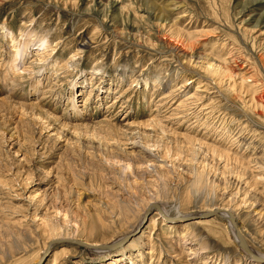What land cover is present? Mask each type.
I'll return each instance as SVG.
<instances>
[{"label":"rangeland","instance_id":"1","mask_svg":"<svg viewBox=\"0 0 264 264\" xmlns=\"http://www.w3.org/2000/svg\"><path fill=\"white\" fill-rule=\"evenodd\" d=\"M114 1L0 0V264H264V0Z\"/></svg>","mask_w":264,"mask_h":264},{"label":"bare ground","instance_id":"2","mask_svg":"<svg viewBox=\"0 0 264 264\" xmlns=\"http://www.w3.org/2000/svg\"><path fill=\"white\" fill-rule=\"evenodd\" d=\"M116 1V0H115ZM113 2V3H111L112 4V6H111V9L113 10L115 7H116V3H118V2ZM147 1V0H146ZM151 1V0H150ZM150 1H149V3H150ZM148 3V2H147ZM148 3V4H149ZM147 5V4H146ZM151 5V4H150ZM154 5V4H153ZM153 5H151L152 7H150V8H147L146 10L144 9H142L143 11H145V13L146 14H148L149 16H151V17H153L155 20L156 19H159L160 21L162 20V19H164V17L166 16L165 14H164V11L163 10H157ZM144 8V7H143ZM106 11V10H105ZM117 11V10H116ZM105 14V13H104ZM112 15H115V14H112ZM109 16V15H108ZM115 17V16H114ZM150 17V18H151ZM110 18H111V16H110ZM149 18V19H150ZM115 19V18H114ZM116 21V20H115ZM114 21V23H116ZM150 21V20H149ZM119 22V21H118ZM129 24V23H128ZM113 25V24H112ZM126 25V24H125ZM124 25V26H125ZM114 26V25H113ZM116 26V25H115ZM126 26H129L130 27V25H126ZM132 27V26H131ZM144 30V29H143ZM151 31H152V29H151ZM156 31V30H155ZM141 32H143V31H141ZM157 32V34L159 35V32H161L160 30L159 31H156ZM148 33V32H147ZM154 34V33H153ZM163 36V35H162ZM160 39H163V38H160ZM164 42V41H163ZM176 48V47H175ZM16 50L15 49H13V52H15ZM5 82H8L9 84H10V82H11V80H9L8 78H5V80H4ZM15 82V81H14ZM7 83V84H8ZM16 83V82H15ZM27 107V106H26ZM36 106H34V108H35ZM31 108V110H32V107H30ZM34 110V109H33ZM156 205H154V207H155ZM153 208V207H152ZM151 209V208H150ZM158 210V209H157ZM225 211V213H232V211H230V210H228V209H226V210H224ZM224 212L223 211H221V214L219 215V217L220 218H222V214H223ZM223 219V218H222ZM230 219H233L234 220V222H235V226L237 227V224H236V221H235V218H234V216L233 215H231V218ZM225 222H226V224H227V230H228V232H229V234H230V236L232 237V239H233V241H235V243L237 244V246H239L240 247V242H239V239H238V235H237V233H236V227L233 225V224H231L232 222L229 220H227V219H223ZM197 223H199V221L197 222ZM97 228L98 227H96V225H93L92 226V228H91V231H93V230H97ZM237 230L239 231V229H238V227H237ZM240 232V231H239ZM115 243V242H114ZM114 243H112V244H114ZM112 244H109V245H104V247H106L107 248V250L106 251H101L100 249L101 248H103V245H101V244H93L94 246H91V244H90V246L92 247V250H94V252L96 251V253L97 254H103V253H105V252H109V251H111V249H108V247H110V245H112ZM123 246V245H122ZM249 246V245H248ZM250 247V246H249ZM250 249L253 251V253H254V255L256 256V257H258V261H262V259L264 260V254L263 253H260V252H258V251H254L251 247H250ZM246 254V253H245ZM248 255V254H247ZM249 256V255H248ZM59 256L57 255V253H56V258H58ZM250 257V256H249ZM246 260H248V259H246ZM248 261H250L252 264H256L255 262L256 261H253V260H248Z\"/></svg>","mask_w":264,"mask_h":264},{"label":"water","instance_id":"3","mask_svg":"<svg viewBox=\"0 0 264 264\" xmlns=\"http://www.w3.org/2000/svg\"><path fill=\"white\" fill-rule=\"evenodd\" d=\"M153 208H156L158 209V211L163 215V210L162 208L159 206V205H156L155 207ZM221 211L219 210H214V211H211V212H204V213H201L200 217L202 218H211V217H217L219 216L221 213ZM192 217H195V216H192ZM166 219L170 222L172 221H179V220H183V218H170V217H167L166 216ZM230 221L232 222V224L235 226V222L233 219H230ZM236 227V226H235ZM236 233L238 235V239H239V242H240V247L242 248V250L248 254L249 256H251L253 259L255 260H258V257H256L253 253V251L250 249V247L248 246L246 240H245V237L237 230V227H236ZM133 237V235H128L126 236L125 238H123L121 241L117 242V243H114L112 245H110V247H108V249H111V250H114L116 248H119L121 247L122 245H125L126 243H128L131 238ZM58 243H71V244H75V245H78V246H82V247H85L87 249H91L92 247L84 242H81L79 240H76V239H65V240H55L53 242H51L48 246V249L46 251V253L44 254V256L42 257V259L37 263V264H43L46 256L49 254V252L51 251L52 249V246L55 245V244H58Z\"/></svg>","mask_w":264,"mask_h":264}]
</instances>
